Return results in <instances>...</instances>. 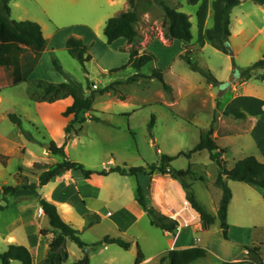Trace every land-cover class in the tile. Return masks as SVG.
Wrapping results in <instances>:
<instances>
[{
    "label": "rangeland",
    "instance_id": "obj_1",
    "mask_svg": "<svg viewBox=\"0 0 264 264\" xmlns=\"http://www.w3.org/2000/svg\"><path fill=\"white\" fill-rule=\"evenodd\" d=\"M163 1L190 17L193 42L176 45L165 39V12L156 0H136L140 19L136 29L144 38L142 47L158 58L157 63L144 67L141 74L149 76L155 67L165 69V82L172 86V94L166 93L157 80L140 78L128 82L137 73L133 68L113 75L109 72L101 74L103 67H118L128 61V52H123L124 48H129L127 42L121 39L114 45H107L104 29L109 19L130 8L129 0L116 1L115 4L108 0H12L9 19L39 24L44 37L50 41L55 56H44L40 74L34 80L72 81L85 95L95 92L93 111L86 115L87 122L75 124L69 135L66 152L70 160L101 172L117 166L152 165L163 156L176 158L172 167L177 171L190 169L196 175L195 178L186 177L185 181L202 206L216 217L215 224L207 229L193 211L179 216L184 227L179 230V223L174 237L180 234L182 247L196 246L208 251L207 258L194 264H248L245 258L250 254L246 248L252 247H261L264 260V189L228 181L233 199L228 211L229 240H225L217 219L223 196L222 189L216 185L218 164L208 151L196 153L191 158L178 157L180 153L189 154L200 142L201 133L213 125L214 135L219 136L216 143L225 151L226 169L231 170L238 161L248 157L264 162V111L258 101H264V71H259L245 87L239 88V93L247 95L240 104L247 113L260 119L257 131L245 120L244 114L237 117L222 112L223 103L232 98V93L227 94V91L222 97L218 96L222 89L242 83L235 70H245L264 58V5L240 0L242 4L231 15L232 36L226 43L221 35L225 0H200L197 5L188 0ZM72 36L90 46L92 61L86 65L88 73L65 48L64 42ZM118 46L120 51L116 50ZM187 55L195 66L210 71L223 85L209 82L202 74L194 72L182 58ZM54 61L61 66L63 74L55 70ZM1 95L4 102L0 115V154L7 156L9 161L6 166L0 164V205H6L3 187H15L19 183L38 184L43 171L34 170L36 164L51 168L62 161L59 156L51 154L48 146L52 142L59 146L65 143L66 128L72 117L67 118L63 113L72 100L52 104L32 101L27 83L3 87ZM10 114L21 117L24 130L34 141L25 138L10 121ZM92 117L98 120H92ZM152 117L155 125L150 129ZM20 168L26 171L20 173ZM69 174L77 184V177ZM20 176L26 179H20ZM171 184L169 175L123 177L112 174L107 178L95 177L82 185L85 205L75 207L71 218L65 222L79 231L82 241L91 247L106 236L121 238L132 245L129 251L117 245H110L102 251L98 246L89 253L90 264H135L137 245L147 260L143 264H167L162 260L168 252L162 253L173 246L174 237L150 224L149 216L141 210L136 198L140 185L147 201L167 194L181 212L185 207L183 190L179 182ZM6 200L10 208L0 216V253L7 251L9 235H14L20 246L28 245L24 226L14 222L19 215V208L14 204L23 201L30 204V199H17L15 195L6 197ZM108 212L114 217H107ZM93 213L100 215L101 221L85 229V215ZM29 233L34 236L32 230ZM66 247L69 253L66 264L84 258L82 249L74 242L68 240ZM33 255L39 264L42 254L36 250ZM12 264L22 263L13 261Z\"/></svg>",
    "mask_w": 264,
    "mask_h": 264
},
{
    "label": "trees",
    "instance_id": "obj_2",
    "mask_svg": "<svg viewBox=\"0 0 264 264\" xmlns=\"http://www.w3.org/2000/svg\"><path fill=\"white\" fill-rule=\"evenodd\" d=\"M11 1L0 0V89L3 87H18L23 83H27L28 95L32 101L52 104L61 100L72 99V105L63 113L67 118L72 117L70 124L66 128V141L62 146L54 142L50 143L51 154L59 156L62 161L51 168L36 164L33 169L43 171L39 177L38 184L19 183L15 187H3V201L6 205H0V211H5L9 206L6 197L15 196L20 190L31 191L36 195L39 205L49 221L50 227L54 229L55 235L49 243L47 256L40 264H66L69 260V253L66 249L67 240L74 242L84 253L83 259L72 264H90V251L95 250L98 246L100 248L103 244L117 245L125 251H129L132 246L131 243L121 238L106 236L102 242L91 247L82 241L79 231L75 230L62 219L57 206L41 197L39 194L41 188L69 173L77 177V184H85L95 177L107 178L112 174H118L123 177H138L140 175L152 177L156 174L169 175L180 183L182 189L185 191L186 201L199 215L203 227L208 229L213 226L216 222V217L212 216L202 206L192 191L191 186L185 181L186 177L193 176L195 178L196 175L190 169L187 171L175 170L172 167V163L176 159L174 157L163 156L159 162L148 166H117L109 170L104 169L101 172L92 171L86 168L85 165L69 159L66 153L69 135L75 124L83 125L87 122L86 115L93 111L95 92L91 91L90 94L85 95L81 88L72 81L53 83L45 80H29V77L47 49L48 40L44 37L42 27L39 24L30 21L17 22L9 19ZM156 1L165 12V39L167 41L179 40L191 44L194 37L190 17L175 8H171L163 0ZM251 1L264 5V0ZM188 2L192 5H197L200 0H188ZM241 4L240 0H225L222 13L221 35L226 43H229V39L232 36V12ZM129 5L130 8L128 10L122 11L117 16L109 19L104 29L107 45H112L121 39L125 40L129 45L128 49H123V52H128L129 54L128 62L110 70L109 73L113 75L128 68H133L137 73L135 76L129 78L128 82H136L140 78L157 80L162 84L166 93L172 94V86L165 82V70L155 67L149 76L141 74V70L144 67L157 63L158 58L154 53L142 47L141 44L144 42V38L136 29V26L140 23L136 12V0H129ZM65 48L70 56L78 60L87 72L86 65L92 61L90 46L85 44L82 39L72 36L67 39ZM27 53H31V55L26 56ZM182 58L186 59L194 72L202 74L209 82L223 85L215 79L210 71H205L195 66L188 55L182 56ZM53 66L57 72L63 74L61 66L56 61L53 62ZM259 71H264V58L250 65L245 70H235V73H238L242 82H247L255 77ZM262 79L264 80V75ZM236 116L240 117L242 114L238 113ZM8 117L20 129L25 138L34 141V138L24 130L21 117L14 114H10ZM91 119L98 120L95 117ZM154 125L155 118L152 117L150 129H153ZM214 132L212 125L207 131L201 133L200 142L189 154L180 153L178 157L191 158L196 153L208 151L211 153V159L218 164L219 176L216 185L222 189L223 196L218 209L217 219L219 220L224 239L229 240L228 211L233 195L228 186V181L243 183L255 189H264V162H260L256 157H248L238 161L231 170L226 169L223 161L225 151L216 143ZM216 152L219 153L215 154ZM8 161L9 158L7 156L0 154V164L6 166ZM19 171L23 173L26 169L20 168ZM21 178L26 179L25 176H20ZM202 180L204 179L202 178ZM136 202L144 213L149 216L150 224L153 227L160 229L164 233L176 234L179 223L164 215L153 204L149 203L140 185L138 187ZM85 220V229H89L96 223H99L101 219L97 214H92L87 215ZM48 234L49 231L45 229L40 232L43 238H46ZM137 248L138 252L135 264H142L146 258L138 245ZM246 250L250 256L245 258V262L248 264H264L261 247L246 248ZM207 257L208 251L206 249L193 247L184 250H171L162 261H167V264H194ZM13 261H19L22 264H35L32 252L24 246L15 244L9 245L6 252L0 253V262L2 264H12ZM223 264H244V262H225Z\"/></svg>",
    "mask_w": 264,
    "mask_h": 264
},
{
    "label": "crops",
    "instance_id": "obj_3",
    "mask_svg": "<svg viewBox=\"0 0 264 264\" xmlns=\"http://www.w3.org/2000/svg\"><path fill=\"white\" fill-rule=\"evenodd\" d=\"M116 1H121V0H108V2L110 4H115ZM66 42H67V39L64 42L65 46H66ZM49 43H50V41L48 40L47 49H46L45 53L43 54L42 58L40 59L38 65L36 66V68L32 72L31 76L29 77V80H34V78H36L35 77L36 75L39 76L38 74H40L39 70H40V67L42 66V59L44 58V56H49L50 58L52 56H55V54L52 53V51H51V47H50ZM173 43L176 44V45L188 44V43H186L184 41H179V40H174ZM114 44H112V45H114ZM116 50L120 51V47L118 46L116 48ZM177 52H178V50L175 51L170 56V59H172V57H174L177 54ZM124 53H127V52H124ZM128 59H129V57H128ZM118 67H120V66H118ZM118 67H113V68L103 67V69L101 70V72H102L101 74L102 75H103V73H107L108 74V72L110 70H112L114 68H118ZM160 67H164V66L160 65ZM163 70H165V69H163ZM144 76H146V75H144ZM215 79L218 81V79L216 77H215ZM220 81H222V80H220ZM247 84H248V81L239 83L235 87H230L229 86L227 94L232 93V98L230 100H228L227 102L223 103L222 112L229 113V114H234V115L238 114V113L244 114L245 117H246L245 120H247L251 124H253V127L257 131V126H258V123L260 122V119H258V116H252L249 113H247L245 107H243L240 104L241 100L246 98L247 95L243 94V93H239V88L240 87H245ZM258 101L261 103L262 110L264 111V101H262L261 99H259ZM3 102H4V99H3L2 95H1V89H0V115L2 114L1 111H2V108H3V106H2ZM236 104H238V105H236ZM71 105H69V103H67V108L69 106H71ZM258 131L260 132V130H258ZM218 137L219 136L217 134L214 135V138L216 140H217ZM69 176H70V174H66L65 176H63L61 178H58L56 181H54V182L48 184L47 186L41 188L40 191H39V194L41 195L42 198L46 199L47 201H49V202H51V203H53V204H55L57 206L58 211H59V213H60V215H61V217H62V219L64 221H66V220L71 218L73 210L75 209V207H77L78 205H82V206L85 205V202L83 201V194H82V189L84 188V186H82V185H85V184H76V182H74V180H72V178L69 177ZM140 176H143V175H140ZM171 179H172V177H171ZM177 183L178 182L176 180L172 179V184L171 185H175ZM52 185H54V186H52ZM70 194H74L71 197L72 199L70 197H68ZM181 194H182V201H183L184 205H185V203H186V205H185V208L183 209L184 212L181 213L180 216H183V214L186 213V212H192L193 211L196 214V216L199 218V215L196 213V211H194V209L186 201L185 191L183 190ZM19 197L20 198L23 197L24 199H28L29 198L30 199V204H26L27 201H23L24 203L18 204V205H17V203L14 204L15 207L19 208V215L17 216V218L15 219L14 222H20L24 226V230H25V233H26L25 237H26L27 242H28V245L26 246V248H28L32 252V254H33L34 251L39 250L40 253L42 254V258H43L42 260H44L46 258V256H47V253H48L49 243L52 241V239H53V237L55 235L54 229L50 227L49 221H48L47 217L45 216V214L43 212V209L40 207L38 199H37L35 194H33L31 191L20 190V191H18L16 193V198L18 199ZM160 201L162 202V204L160 203ZM167 202H168L169 205H167ZM149 203L153 204L159 211H161L164 215L168 216L169 218L174 217V215L176 213L180 212V210H178L180 208H177L175 206V204L167 196V194H165V197H163V198L153 197L152 199L149 200ZM9 208H10V206L5 211H0V216H1V214L9 211ZM93 214H97V213H93ZM89 215H92V214H89ZM86 216L87 215H85V217ZM98 216L101 219V216L100 215H98ZM107 217H114V214H112L111 212H108ZM0 221H1V217H0ZM177 221L180 224H182V222L180 221V217H177ZM85 223H86V220H85ZM43 229L49 231V234L47 235L46 238H43L40 235V232ZM30 230H32L33 233H34L33 237L29 233ZM165 234H168V233H165ZM168 235H171V234H168ZM172 236L174 237V235H172ZM179 236H180V234L176 238L174 237L173 246H171V248L169 250L163 252L162 254L167 253V252H169L171 250H184V249H189V248L196 247V246H190V247H187V248L186 247H182V243H181V240H180ZM6 241H7L8 246L11 245V244L21 245V244H19L17 242L18 240H17V238L14 235H9L8 238L6 239ZM109 246L110 245H105L104 244L100 248H102V251H103V250H106ZM66 249L68 251L67 247H66ZM41 261H40V263H41ZM146 261L147 260H145L143 263H145ZM35 264H36V262H35Z\"/></svg>",
    "mask_w": 264,
    "mask_h": 264
},
{
    "label": "water",
    "instance_id": "obj_4",
    "mask_svg": "<svg viewBox=\"0 0 264 264\" xmlns=\"http://www.w3.org/2000/svg\"><path fill=\"white\" fill-rule=\"evenodd\" d=\"M234 53H231V55L233 56ZM229 89V86L226 89H222L219 93V97H222ZM48 149H50V146H48Z\"/></svg>",
    "mask_w": 264,
    "mask_h": 264
},
{
    "label": "built area",
    "instance_id": "obj_5",
    "mask_svg": "<svg viewBox=\"0 0 264 264\" xmlns=\"http://www.w3.org/2000/svg\"><path fill=\"white\" fill-rule=\"evenodd\" d=\"M185 205H186V203H185ZM184 208H185V207H184ZM181 212H183V210H182ZM181 212H180V213H181ZM179 216H180V215H179V212H178V213H176V214L174 215V217H172L171 219L177 221V217H179ZM177 222H178V221H177ZM178 223H179V222H178ZM180 229H181V226H180ZM180 229H179V230H180Z\"/></svg>",
    "mask_w": 264,
    "mask_h": 264
},
{
    "label": "bare ground",
    "instance_id": "obj_6",
    "mask_svg": "<svg viewBox=\"0 0 264 264\" xmlns=\"http://www.w3.org/2000/svg\"><path fill=\"white\" fill-rule=\"evenodd\" d=\"M184 211V210H183ZM182 213V212H181ZM181 213L179 212V215H181ZM186 225V224H185ZM184 227L183 224H181V228ZM181 230V229H180Z\"/></svg>",
    "mask_w": 264,
    "mask_h": 264
}]
</instances>
